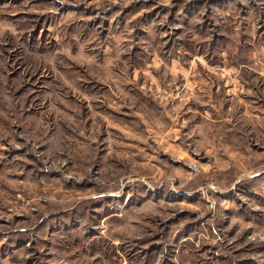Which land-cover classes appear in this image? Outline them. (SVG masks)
Here are the masks:
<instances>
[{
    "label": "rangeland",
    "instance_id": "rangeland-1",
    "mask_svg": "<svg viewBox=\"0 0 264 264\" xmlns=\"http://www.w3.org/2000/svg\"><path fill=\"white\" fill-rule=\"evenodd\" d=\"M0 264H264V0H0Z\"/></svg>",
    "mask_w": 264,
    "mask_h": 264
},
{
    "label": "crops",
    "instance_id": "crops-1",
    "mask_svg": "<svg viewBox=\"0 0 264 264\" xmlns=\"http://www.w3.org/2000/svg\"><path fill=\"white\" fill-rule=\"evenodd\" d=\"M154 59L156 58V56L154 55V57H153ZM158 63V62H157Z\"/></svg>",
    "mask_w": 264,
    "mask_h": 264
}]
</instances>
